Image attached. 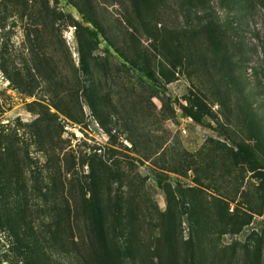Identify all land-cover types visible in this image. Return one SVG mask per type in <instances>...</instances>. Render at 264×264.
<instances>
[{
	"label": "rangeland",
	"instance_id": "1",
	"mask_svg": "<svg viewBox=\"0 0 264 264\" xmlns=\"http://www.w3.org/2000/svg\"><path fill=\"white\" fill-rule=\"evenodd\" d=\"M205 10L0 0V264H264V0Z\"/></svg>",
	"mask_w": 264,
	"mask_h": 264
},
{
	"label": "trees",
	"instance_id": "2",
	"mask_svg": "<svg viewBox=\"0 0 264 264\" xmlns=\"http://www.w3.org/2000/svg\"><path fill=\"white\" fill-rule=\"evenodd\" d=\"M205 2L206 0H181V7L185 11L189 12V22L193 26L197 25L199 28H201V30L205 31L209 35L212 43L219 47L221 46L223 40L221 26L217 18L213 16H211V18L205 16ZM200 12H204V14L201 15ZM94 36H97V34L94 33ZM186 112L193 118V120L200 123V120L195 117V115L189 109H186ZM255 140L256 145L254 150L239 146V151L241 156L254 165L256 173L259 174L262 173V170H264V145L258 137H256ZM259 179L263 180L262 174H259Z\"/></svg>",
	"mask_w": 264,
	"mask_h": 264
}]
</instances>
